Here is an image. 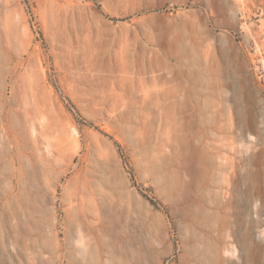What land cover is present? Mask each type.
Wrapping results in <instances>:
<instances>
[{
  "label": "rangeland",
  "instance_id": "374dc122",
  "mask_svg": "<svg viewBox=\"0 0 264 264\" xmlns=\"http://www.w3.org/2000/svg\"><path fill=\"white\" fill-rule=\"evenodd\" d=\"M261 136L264 0H0V264H264Z\"/></svg>",
  "mask_w": 264,
  "mask_h": 264
},
{
  "label": "bare ground",
  "instance_id": "6f19581e",
  "mask_svg": "<svg viewBox=\"0 0 264 264\" xmlns=\"http://www.w3.org/2000/svg\"><path fill=\"white\" fill-rule=\"evenodd\" d=\"M223 43H222V45H226V42L225 41H222ZM223 46V47H224ZM233 55L232 54H230L229 55V58H231ZM199 58V57H198ZM200 60V59H199ZM228 62L230 63V61L228 60ZM229 74H230V70L228 71V73H226V81H225V85L227 86V87H229V88H231L232 90L234 89L235 91H236V93L238 94L239 93V91L237 90V88L239 89V90H241V87H242V85H238L237 87L236 86H234V84L232 83V81H231V79H230V76H229ZM214 86L215 85H217L216 83H214L213 84ZM235 95H233V98L232 97H230V101H232L233 102V104H234V106L236 107V110H237V112L235 113V118H236V121H237V125L240 127V133H241V136H240V138H243L244 136L246 137L247 135H246V133L248 132V131H251V132H253V133H255V134H258V135H260V131L257 129V126H256V123H255V120H254V118L253 119H247L246 120V122H245V115H244V112L243 111H241V110H239L238 109V107H239V98L237 97V96H235ZM246 99H247V101L248 102H250V101H252L253 100V97H252V95L251 96H246ZM221 128V127H220ZM227 130H229V129H227ZM261 138L264 140V136H261ZM204 149H205V151L204 150H202V151H200V152H197L198 153V156H201L204 160H205V162H206V165H208L209 166V168H211L212 166H215V167H217L219 170H221L222 168H224L225 169V167H223V166H221L220 164H215L214 162H213V158H211V156H209V154H207V153H212V152H215V153H218L219 152V150H220V148L219 147H213V148H206V147H204ZM243 176H242V174L241 173H237L236 175H235V177H234V184H233V187L234 188H236L235 189V192H237V191H240V189H239V187H240V184L242 183L241 182V179H243L242 178ZM205 178H206V176H205ZM204 178V179H205ZM223 178V179H222ZM227 180V178H225V177H223V176H221L220 177V180ZM248 179V178H247ZM220 180H219V182H220ZM243 181V180H242ZM219 182L217 183V184H215L216 186L219 184ZM214 183V182H213ZM250 185V187L246 190V191H244V192H242V193H240L243 197H245V199H247V201H249V203L250 202H252V203H254V202H256V201H263V203H264V191L262 192V189L260 190H258V188H257V186H256V184H249ZM259 187V186H258ZM259 210V209H258ZM261 212H262V210H260L257 214H261ZM257 224H259V222L257 223ZM229 225V220L226 218L225 219V221L222 223V228H224V227H226V226H228ZM248 244L246 243V244H244L243 245V249H244V251L245 252H248L247 251V249L249 248V245L247 246ZM255 247V246H254ZM256 248V247H255ZM249 250V249H248ZM249 257V256H248ZM224 260V259H223ZM248 260L250 261V263H251V258L249 257L248 258ZM225 261V260H224ZM246 262V261H245ZM247 263V262H246ZM245 263V264H246Z\"/></svg>",
  "mask_w": 264,
  "mask_h": 264
},
{
  "label": "crops",
  "instance_id": "0c3cea01",
  "mask_svg": "<svg viewBox=\"0 0 264 264\" xmlns=\"http://www.w3.org/2000/svg\"><path fill=\"white\" fill-rule=\"evenodd\" d=\"M220 40H221V39H220ZM220 40H219V42H220ZM221 46H224V45H222V43H221ZM199 59H200V58L197 59V62H198V63H199V61H200Z\"/></svg>",
  "mask_w": 264,
  "mask_h": 264
}]
</instances>
